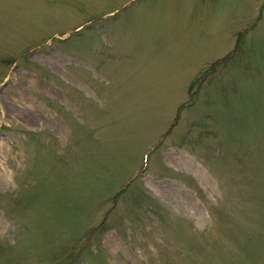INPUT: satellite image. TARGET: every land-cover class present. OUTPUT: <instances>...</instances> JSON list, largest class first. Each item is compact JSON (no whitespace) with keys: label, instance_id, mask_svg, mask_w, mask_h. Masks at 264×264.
I'll return each instance as SVG.
<instances>
[{"label":"rangeland","instance_id":"374dc122","mask_svg":"<svg viewBox=\"0 0 264 264\" xmlns=\"http://www.w3.org/2000/svg\"><path fill=\"white\" fill-rule=\"evenodd\" d=\"M0 126V264H264V0H0Z\"/></svg>","mask_w":264,"mask_h":264}]
</instances>
